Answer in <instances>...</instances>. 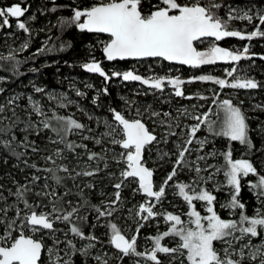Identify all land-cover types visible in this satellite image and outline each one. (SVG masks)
<instances>
[{"label": "snow or ice", "instance_id": "6c2138e0", "mask_svg": "<svg viewBox=\"0 0 264 264\" xmlns=\"http://www.w3.org/2000/svg\"><path fill=\"white\" fill-rule=\"evenodd\" d=\"M29 7H23L21 3H12L6 7H0V29L10 28V20L15 19L16 28L29 34L28 39L20 44L18 49H9L7 54L0 53V69L8 64L11 71L19 75L18 68L22 61L17 59V53L30 47L31 29L28 20H35V15L22 20L29 11ZM145 13L142 0H102V2L87 8L72 9L70 19H61V26L73 25L81 31L106 33L109 36L103 43L102 51L108 61L126 58H161L169 62L188 65L199 68L203 65L224 62L231 65L224 69L225 78L214 75H199L182 79L179 76L148 77L136 74L134 70L124 72L112 71L109 75L100 61L92 58L81 67L89 73L99 74L105 82L113 77H119L123 81L140 82L153 92L163 93L170 88V94L184 99H193L192 95H186L182 86L185 84L200 82H212L223 89H257L261 82L247 76L240 75L238 67L242 59L251 60L256 53L250 52V45L245 44L242 49L221 47L218 42L227 38H238L241 41H252L255 38H264V9H243L225 3V0H155ZM224 14L221 15V10ZM51 11L55 12L53 7ZM235 21L246 22L245 28L234 26ZM251 26V31L247 27ZM212 38L210 46L206 50H199L196 42ZM47 45L48 41L45 40ZM53 48L41 47L33 55H41ZM63 50V46H61ZM264 60V55L260 56ZM36 72L38 69L33 68ZM231 78V79H229ZM5 77L0 76V81ZM92 88L93 85H86ZM4 91L0 88V93ZM36 93H44L41 87H34ZM107 95V87L99 90ZM77 96H84L82 91H76ZM220 93L214 92L211 105L206 111L198 112L203 105H192L193 111L187 107L175 109V115L170 111L153 110L147 105L143 111L139 107L135 109V117L127 118L122 112L110 108L112 122L103 121L105 131L99 136L81 135L82 140H91L96 145H101L105 140L113 146H119L122 151L115 153L110 148H103L101 152L88 149L87 144L76 143L68 139L70 134L80 133L85 130L89 133L92 129L73 118L72 115H58L54 109L48 111L39 100L28 96L27 119L22 120L17 112L19 105L16 101L19 96H13L6 103L0 104V147L20 160L27 155V151L38 153L40 150L35 140H29L28 133L35 132L37 137L45 129L53 136H48V142L52 145H63V148L55 147L50 154L43 157L46 164L51 167L39 168L35 163L29 164L23 160L26 168L36 169L37 173L48 175L43 177V186L39 191H34L37 182L42 178L33 174L24 184H18L15 192L8 189L9 196H14L13 202L0 191V264H73L72 256L79 253L84 257L91 256L96 264H111L113 258L123 264L125 258H136L133 264H264V174L256 168L253 162L246 158L233 159L231 142H239L251 151L255 145L250 136L248 117L242 108L234 104L231 99H218ZM196 97L207 100L200 94ZM49 100L57 101L59 108H66L73 101L61 93L58 97L47 94ZM121 99H124L123 97ZM66 101V103H65ZM96 100L93 99V103ZM167 102V101H165ZM127 105L135 101L125 100ZM242 103V102H241ZM212 106H215V111ZM257 108L264 106L256 105ZM49 112L51 114L49 115ZM10 113V114H9ZM33 114L39 117V121L32 119ZM145 114L147 118L145 119ZM222 114V115H221ZM215 116V119L212 118ZM184 120H192L195 123H185ZM92 119V117H89ZM151 122L152 127H149ZM100 121L97 119V124ZM23 124V128L18 126ZM202 126L207 128L213 136L227 138L229 146L226 151L217 153L215 150L204 152L206 144L210 143L207 136L200 138L197 133ZM156 128L164 131L158 135ZM25 133L22 140L17 139L16 131ZM176 129H180L179 132ZM185 129L187 131H185ZM264 132V128L261 129ZM171 137L173 151L160 152L158 158L166 157L171 161V170L167 172L162 181L157 184L154 180L155 169L148 166L145 152L151 151L154 144H168ZM77 149H84L87 161L77 167L81 170L72 175L73 170L63 162L65 150L79 157ZM112 152L111 159L119 166V174L109 172V179L116 180L112 187L116 190L112 197L100 204H92L85 197L81 188L77 195L80 200L73 203L67 197L72 195L70 189L61 195L55 187L49 184V179L56 186H62L65 178L75 179L77 176L92 177L108 169L107 153ZM204 153L201 155L200 153ZM195 153V158L190 159ZM217 155L223 157L224 164L217 166L207 163L209 158ZM172 157H175L172 159ZM7 161L5 160V163ZM95 162L96 167H91ZM100 162H103L101 169ZM211 170V171H209ZM223 172L224 183L215 180V176ZM59 173L66 174L65 176ZM188 174L185 182L179 177ZM202 173H206L203 175ZM254 180H248V187L260 205L255 208L254 214L249 216L246 212V204L241 201V181L249 176ZM133 182L136 187L134 193H139L145 199L135 205L133 219L136 221L134 233L129 237L114 222L108 221L102 225L109 229L108 244L115 250L113 257L107 252L97 253L92 256L91 250L97 243H102L100 237L93 232L85 233L84 227L95 229L101 218L113 217L119 210L122 200L121 189L126 182ZM214 186V191L222 188L229 189L230 199L220 205L227 208L233 215L239 210L238 219H224L216 210L217 197L214 191L207 188L209 183ZM85 188H93L94 185L86 184ZM3 189V185H0ZM171 190L174 198H182L187 205V221L182 220L181 215L172 211H161L158 205H162ZM29 197H34L30 200ZM196 202L203 203L206 207L205 215L197 210ZM22 205V207H21ZM12 213L10 216L9 213ZM88 212L95 214L97 223L89 224ZM132 214V210H129ZM162 218L169 225L163 232L157 230L155 235L147 237L150 247L143 251L138 250V238L141 229L146 223ZM58 224L66 226L58 227ZM57 233L62 234L63 239ZM71 236V238H69ZM39 237V238H37ZM45 237L51 238L52 245L45 243ZM165 238L178 240L175 246L162 243ZM253 238H259V243H254ZM86 241L81 247H77L74 240ZM214 242L223 245L221 249L214 246ZM64 247L61 248L60 245ZM63 253V255H61ZM163 254L165 259H161ZM67 257V258H65Z\"/></svg>", "mask_w": 264, "mask_h": 264}, {"label": "trees", "instance_id": "16d2710c", "mask_svg": "<svg viewBox=\"0 0 264 264\" xmlns=\"http://www.w3.org/2000/svg\"><path fill=\"white\" fill-rule=\"evenodd\" d=\"M23 7H29V11L25 14L22 20H28V17L35 15V20H28V26L31 29V40L30 47L23 51L18 52L17 59L22 61L19 65L18 72L19 75L14 74L8 64H4L3 68L0 69V76L5 77L4 81H0V88L4 91L0 93V104L6 103L7 100L13 96H19V100L16 103L19 105L17 112L21 115V119H27L26 110L28 108V96H32L33 99L39 100L41 105L46 111L49 109H54L58 115H72L73 118L77 119L79 122L87 125L88 128L92 129L89 133L85 130L82 134H70L68 139L75 141L76 143L87 144L88 149L94 152H101L103 145L108 148L119 149V146H113L105 140L101 145L94 144L91 140H82L81 135H95L99 136L100 133L104 132L106 129L104 127L103 121L108 120L112 122V113L109 111L110 108H115L117 111H125V100L141 102V103H151L153 106L157 104L160 105L161 109L166 110V105H161L159 100L165 99L168 104H178L191 102L189 99L175 97L170 94L169 89H165L163 93L148 91V87L142 85L140 82L123 81L119 77H113L110 81L105 82L104 78L99 76V74L89 73L84 70L81 65L88 62L92 58L100 61L104 70L111 75L112 71L124 72L128 70H134L136 74L144 77L151 75H171L179 76L182 79H188L190 77L198 76L200 74H210L219 77H225L224 69L230 68L231 65L224 62H217L216 64L203 65L199 68L186 67L182 65H176L172 63L165 62L161 59L148 58L143 60H124V61H113L106 62L102 54L103 43L107 42L109 37L103 34L89 33L86 31H81L73 25L61 26V19H70L72 16V9L74 8H87L94 4L102 2V0H0V7H6L12 3H21ZM190 2V0H186ZM155 3V0H142L143 9L147 13L150 9V5ZM226 5L230 4L234 7H239L243 9L254 8L255 10L264 9V0H225ZM55 7L56 11L53 12L51 9ZM221 15L224 14V9L220 12ZM12 25L10 28L0 29V53L7 54L9 49H18L20 44L28 39L27 33L16 28L15 19L10 20ZM234 26L237 28H245L246 22L235 21ZM248 31H251V26L247 27ZM47 40L48 44L45 45L44 41ZM210 43V40H203L196 42V47L200 50L206 48L204 46ZM245 44L250 45V52L256 53L251 60L242 59L239 62L240 75L254 78L255 80L261 82V87L257 89H224V91H219L220 95L218 99H231L234 104L239 105L244 111L245 115L248 117V123L250 125V136L255 147L249 151L248 155L244 158L249 159L256 166L261 174H264V132L261 131L264 128V107L257 108L256 105L264 106V60L260 59L261 55H264V38H255L252 41H241L238 38H227L220 42V45L226 48H239L242 49ZM63 46V50H61ZM48 47L53 48L51 52H45L41 55H33L38 48ZM36 68L38 71L33 72L31 69ZM231 79V78H229ZM93 85L92 88L86 87V85ZM212 84V83H211ZM200 83L199 81L187 84L188 88H185L186 95H192L193 100L198 99L201 101L203 108H199L198 112L206 111L210 106L207 101H211L213 98V93L218 92L217 86L214 84ZM211 86L206 88L205 86ZM204 86V87H203ZM34 87H41L45 90L44 93H36ZM107 87V95L100 93L97 96V92L103 88ZM82 91L85 93L84 96H77L76 91ZM195 91V92H194ZM53 94L59 96L61 93L65 94L68 100L73 101L72 104L68 105L66 108H59L57 101L49 100L47 94ZM196 94L208 97L207 100H201L196 97ZM124 99H121V98ZM93 99L96 100L93 103ZM242 102V103H241ZM66 103V101H65ZM175 104V105H176ZM213 107V106H212ZM215 111V106L213 107ZM193 110L192 107L188 108ZM10 114V113H9ZM51 112H49V115ZM92 117V119H89ZM215 119V116H212ZM32 119L34 121H39V117L33 114ZM97 119L100 123L97 124ZM149 123V122H148ZM150 126V123H149ZM23 128V124L18 126ZM16 131L17 139L22 140L25 133ZM177 131V129H176ZM208 133V131H207ZM158 135V131L156 130ZM213 136L212 134L208 133ZM48 136H53L49 130L45 129L41 132L40 136L37 137L35 132L28 133L29 140H35L39 148L38 153H32L30 150L17 149L18 151H27V155L21 157L17 160L16 157L12 156L9 152L0 147V185H3V194L8 198V202L14 201V196H9L8 189L13 192L16 190L17 183H26L33 174L41 176V180L37 182V187L34 191H39L43 186V177L48 175L46 173H37L36 169L26 168L24 166L23 160L27 159L28 163H35L37 167H51V165L46 164L43 157L51 153L55 147L63 148V145H52L48 142ZM172 138V137H171ZM170 138V140H171ZM211 145L205 146L206 148L218 147L222 148L224 151L227 150L229 146V141L225 137L213 136ZM169 140V142H170ZM231 147L233 150V157L241 154L246 147L240 145L239 142H231ZM79 157L74 156L72 153L65 150L64 156L66 159L63 162L73 170L72 175L75 176V172L81 170L77 167V160L83 165L87 161V155L84 149H77ZM108 158V169H104L100 173L92 177L77 176L75 179L67 178L66 174L59 173L61 176H65L62 186H56L55 182L49 179V184L56 188L59 194H63L64 191L70 189L72 195L68 196V200H72L76 203L80 200L77 192L82 188L84 195L90 203L100 204L101 201H107L113 196L116 191L112 185L117 182L116 180L109 179V172H114L119 174L118 168L113 163L110 153H107ZM146 156V154H145ZM5 160L7 161L5 163ZM222 160V158H221ZM148 166L155 167L154 180L158 182L161 177L171 170L170 164L153 165L150 161ZM101 169H103V162H100ZM91 167H96V164H91ZM157 167V168H156ZM152 168V167H151ZM204 174V173H202ZM253 176H249L241 181V193L240 199L246 204V212L251 216L259 205L256 196L248 187V180H254ZM92 184L93 188H85L84 185ZM136 184L129 181L121 189L122 200L119 204V210L117 213L113 214V217L101 218L99 225L95 228L84 227L85 233L93 232L95 235L100 237L103 247H106L108 251L114 255L115 250L108 244L109 229L103 227L108 221L114 222L118 227H123L128 225L124 222L126 213L133 204L139 200L141 197L139 193H134L133 188ZM217 200L216 210L219 215L226 219H236L239 216V210L236 211L234 216H228L227 210L219 208V201L225 196L223 191H214ZM140 196V197H139ZM169 195H167V198ZM30 200L34 197H29ZM22 207V205H21ZM11 216L12 213L10 212ZM89 224L97 223L95 220V214L88 212ZM58 227L65 228L66 226L58 224ZM132 233L134 232V226H130ZM129 237L132 233L126 231L124 228L122 230ZM2 234V233H0ZM154 230L152 228L144 227L141 229L140 236L138 238V244L142 239L152 236ZM62 238V234L57 233ZM38 238V237H37ZM71 238V236L69 237ZM45 243L49 245V240L45 238ZM63 244H61L62 246ZM214 246L219 248L218 242H214ZM95 247V248H96ZM139 248V247H138ZM113 257V256H112ZM67 258V257H65ZM126 259L124 260L125 263ZM73 264H96V262L89 256L84 257L77 253L72 256ZM46 263V260H45ZM117 261L113 258L111 264H116Z\"/></svg>", "mask_w": 264, "mask_h": 264}, {"label": "rangeland", "instance_id": "374dc122", "mask_svg": "<svg viewBox=\"0 0 264 264\" xmlns=\"http://www.w3.org/2000/svg\"><path fill=\"white\" fill-rule=\"evenodd\" d=\"M205 44L206 43H204V46H205ZM210 46V43H208V45L207 46H205V47H209ZM204 49H206V48H203V49H200L201 51H203ZM228 64V63H227ZM200 75H208V74H200ZM199 76V75H198ZM215 76V75H214ZM217 77H219V76H217ZM191 78V77H190ZM220 78H225V77H220ZM189 79V78H188ZM188 79H185V80H188ZM200 82V81H199ZM200 83H209V84H211L212 82H200ZM212 84H214V83H212ZM211 84V85H212ZM215 85V84H214ZM215 86H217V89H218V92L219 91H224V89L223 90H221L220 88H219V86L218 85H215ZM188 87H190V86H188L187 84H185V85H183L182 86V88H183V90L185 89V88H188ZM204 87V86H203ZM207 89L208 88H210L211 89V86H209V85H207V86H205ZM166 89H167V87H166ZM169 89V91H170V88H168ZM148 91H151V90H149V89H147ZM185 92V91H184ZM195 92V91H194ZM191 95V94H190ZM179 98H181V97H179ZM128 101H130V100H128ZM166 100L165 99H161V100H159V103L161 104V105H166V110H163V109H161V107H160V105L159 104H157L156 106H153L151 103H141V102H135L134 104H131V105H127L126 103H125V107H124V109H125V111L126 112H124V111H122V113L127 117V118H133V117H135V115H136V113H135V109L137 108V107H139L140 109H141V111H143L144 110V108L147 106V105H151L152 106V109L153 110H157V111H170V112H172L173 113V115H175V109H177V108H180V107H187V108H189V107H192V105H201V101H199L198 99H191V102H186V103H178V104H168L167 102H165ZM125 102V101H124ZM203 102H204V100H203ZM207 103L209 104V105H211V101H207ZM214 107V106H213ZM189 111H193V110H189ZM196 111H198V109L196 110ZM222 115V114H221ZM147 118V116H146V114H145V119ZM149 123H150V128L152 127V124H151V122L149 121ZM185 123H188V124H191V123H195V121H192V120H184L183 118H182V124H181V127H183V124H185ZM156 130L158 131V137L160 136V134L164 131V129H162V128H156ZM180 131V129H177V132H179ZM185 131H187L186 129H185ZM80 134V133H79ZM197 136L198 137H200V138H203L204 136H207L208 137V139H209V141H210V143H208V144H206V146H208V145H211V142H212V138L211 137H213V136H211V135H209L208 133H207V128L206 127H204V126H202V129H201V131L200 132H198L197 133ZM176 139V137H172L171 138V140H170V142L168 143V144H164V143H160V144H154L153 146H151V151H146L145 152V154H146V156H145V159L146 160H148V162L150 161L153 165H159V166H161V165H163V164H170L171 165V161L169 160V158H165L164 160H160L159 158H158V155H159V153L160 152H171V151H173V144H172V141L173 140H175ZM95 144V143H94ZM103 148H108L107 146H105V145H103ZM102 148V149H103ZM110 149H112L115 153H119V152H121L122 151V149L121 148H119V149H113V148H110ZM213 150H215L217 153H220V152H224V150L222 149V148H218V147H211L210 146V148H206L205 147V149H204V152H211V151H213ZM108 153H110V155L112 156V152H108ZM201 155H203L204 153L202 152V153H200ZM249 154V150L246 148L241 154H239V155H237V156H234L233 157V159H239V158H244V156L245 155H248ZM195 153H193V156L192 157H190V159H194L195 158ZM175 157H172V159H174ZM221 158H222V160H221ZM113 163L115 164V161H113ZM207 163H209V164H213V165H217V166H220V165H223L224 164V160H223V157L222 156H220V155H217L216 157H214V158H209L208 159V161H207ZM92 165L93 164H96L95 162H92L91 163ZM116 165V164H115ZM116 167L118 168V171H119V169H120V167H122V165H116ZM152 168H155V167H153V166H151ZM157 168V167H156ZM209 171H211V170H209ZM167 174V173H166ZM166 174H164L162 177H161V180L160 181H158V182H156L157 184H159L161 181H162V179L164 178V176L166 175ZM203 175H206V173H204ZM179 179H181V180H183V181H187L188 180V174L187 173H185V174H182L180 177H179ZM224 176H223V172H221V173H219L218 175H216L215 176V180L216 181H218V182H220L221 184H223L224 183ZM207 188L210 190V191H214V186H213V184L210 182L208 185H207ZM221 191H223L224 192V194H225V196L224 197H222L221 198V200L218 202L219 203V208H222V207H220V205H222V204H224V203H226L229 199H230V195H229V189L227 188V187H224V188H222V190ZM168 195H169V197L167 198V199H165L164 201H163V203H162V205H158V208H159V210H161V211H164V210H167V211H172L174 214H179V215H181V217H182V220H184V221H187L188 220V217H187V215H186V212H187V205L183 202V200H182V198H179V197H176V198H174L173 197V195H172V192H171V190H169L168 191ZM141 196V195H140ZM139 196V197H140ZM145 198L144 197H140L139 198V200L138 201H136L134 204H133V206L132 207H130L129 209H127L128 210V213H126V217L127 218H125L124 219V222L125 223H128V225H125V226H123V227H120L122 230H123V228L126 230V231H128V232H130V233H132V231H131V228H130V226H134V229H135V227H136V221H135V219H133V216H134V213H135V208H134V206L135 205H138L139 203H141V202H143V200H144ZM258 202H259V205H260V201L258 200ZM259 205H257V207L259 206ZM196 206H197V210H199L200 212H201V214L202 215H205V214H207L206 213V210H205V205L203 204V203H201V202H196ZM132 210V214H130V212H129V210ZM223 209H226L227 210V214H228V216L230 215V216H234L232 213H231V211L229 210V209H227V208H223ZM253 214H254V212H253ZM252 214V215H253ZM226 219H230V218H226ZM236 219H238V218H236ZM146 227H148V228H152L153 230H154V234L153 235H155L156 233H157V230H159L160 232H163V231H165L166 229H167V227L169 226V225H167V224H165L164 223V221H163V219L162 218H156V219H154V220H152V221H150V222H148V223H146V225H145ZM134 233V232H133ZM132 233V234H133ZM39 238V237H38ZM47 240H49V245L48 246H51L52 245V240H51V238H48V237H45ZM62 238V237H61ZM63 239V238H62ZM178 242V240H175V239H172V238H165V240L162 242V243H164V244H167L168 246H170V247H172V246H175V244ZM253 242L254 243H259V238H253ZM74 243L77 245V247H81L84 243H86V241H80V240H74ZM151 245H150V242L147 240V238H144V239H142L141 240V242L138 244V250H141V251H143L144 249H146V248H148V247H150ZM218 246H219V248H217V249H221L222 247H223V245L222 244H220L219 242H218ZM60 247L61 248H63L64 247V245H60ZM91 252H92V256H94V255H96L97 253H103V252H107L108 254H109V256L110 257H112L113 255H112V253L110 252V251H108L107 249H106V247H103V245L102 244H99L96 248H94V249H92L91 250ZM61 255H63V253H61ZM91 257V256H90ZM92 258V257H91ZM134 259H136V258H127L126 259V262L127 263H125L124 261H123V264H133V261H134ZM161 259H165L164 258V256H163V254H161ZM45 260H46V263L45 264H47V257H46V254H45ZM116 264H119V262L117 261V263ZM142 264H143V261H142ZM165 264H167V261H165ZM185 264H187V262L185 261Z\"/></svg>", "mask_w": 264, "mask_h": 264}, {"label": "water", "instance_id": "95a60500", "mask_svg": "<svg viewBox=\"0 0 264 264\" xmlns=\"http://www.w3.org/2000/svg\"><path fill=\"white\" fill-rule=\"evenodd\" d=\"M84 31L88 32L87 30H84ZM89 33H95V32H89ZM95 34H103V35L108 36V34H106V33H95ZM108 37H109V36H108ZM208 39H211V40H212V38H208ZM220 42H221V41H220ZM220 42H218V43H220ZM102 54H103L104 60H105L106 62H113V61H108V60L105 58V55H104L103 51H102ZM143 59H148V58H141V59H136V58H126V59H123V60H120V59H116V60H118V61H124V60H133V61H137V60H143ZM154 59H161V58H154ZM116 60H114V61H116ZM161 60H162V59H161ZM163 61H165V60H163ZM165 62L172 63V64H176V65H181V64L176 63V62H169V61H165ZM182 66L191 67V66H188V65H182ZM150 168H151V167H150Z\"/></svg>", "mask_w": 264, "mask_h": 264}, {"label": "flooded vegetation", "instance_id": "af4514ba", "mask_svg": "<svg viewBox=\"0 0 264 264\" xmlns=\"http://www.w3.org/2000/svg\"><path fill=\"white\" fill-rule=\"evenodd\" d=\"M205 40H210L211 41V39H205ZM220 44V43H219ZM221 46V45H220ZM221 47H223V46H221ZM208 47H206V49H207ZM206 49H204V50H206Z\"/></svg>", "mask_w": 264, "mask_h": 264}]
</instances>
